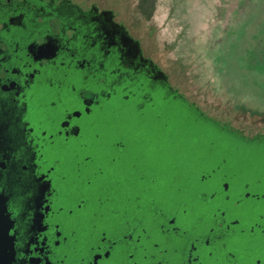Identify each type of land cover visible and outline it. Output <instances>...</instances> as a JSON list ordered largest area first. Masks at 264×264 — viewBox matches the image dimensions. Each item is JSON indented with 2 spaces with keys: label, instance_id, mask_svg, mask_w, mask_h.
<instances>
[{
  "label": "flooded vegetation",
  "instance_id": "1",
  "mask_svg": "<svg viewBox=\"0 0 264 264\" xmlns=\"http://www.w3.org/2000/svg\"><path fill=\"white\" fill-rule=\"evenodd\" d=\"M166 81L112 7L0 0V193L13 220V264H264V134L230 132L204 151L186 131L176 141L196 139L200 162L170 181L146 155L118 166L120 152L116 183L102 184L98 201L93 184L106 169L69 185L59 174L88 146L94 115L108 112L103 100L125 84L165 97ZM128 91L127 104L111 110L148 109ZM136 117L139 125L152 119ZM216 159L222 163L202 169ZM83 161L79 179L96 157Z\"/></svg>",
  "mask_w": 264,
  "mask_h": 264
},
{
  "label": "rangeland",
  "instance_id": "2",
  "mask_svg": "<svg viewBox=\"0 0 264 264\" xmlns=\"http://www.w3.org/2000/svg\"><path fill=\"white\" fill-rule=\"evenodd\" d=\"M88 1L115 9L117 19L125 23L145 54L167 75L171 93L233 132L248 137L264 134V0ZM125 85V91L120 92L118 87L119 94L103 100L108 112L94 115V125L86 131L88 146L79 157L70 156L67 165L59 169V174L67 175L68 185L93 180L99 168L106 169L109 176L93 184L92 199L96 201L103 197L102 184L116 183L117 164L132 168L138 153L146 155L150 159L147 163L169 181L174 173L194 172L200 162L196 139L186 145L184 141L177 143L182 135L153 133L150 126L142 128V122L137 123V114L126 115L127 109L121 113L111 110L127 104L122 95H128V90L135 95L131 101L134 104L145 95L153 99L150 87L144 85L146 89L139 91L136 86ZM126 142L125 150L120 143ZM120 152L125 157L115 165L112 159ZM86 156L96 157V161L79 179L78 164H83ZM221 163L216 159L202 169L210 171ZM76 203L67 202L65 207L74 208Z\"/></svg>",
  "mask_w": 264,
  "mask_h": 264
},
{
  "label": "trees",
  "instance_id": "3",
  "mask_svg": "<svg viewBox=\"0 0 264 264\" xmlns=\"http://www.w3.org/2000/svg\"><path fill=\"white\" fill-rule=\"evenodd\" d=\"M142 87L143 86L140 87L141 89L139 91L142 90ZM152 94L153 99H151V101L149 96L141 97L142 100L148 102V109H140L137 115L140 117L148 116L152 118L150 121L142 123V126H150L151 132L153 133L158 134L163 132L175 136L177 133L179 135L188 131L191 135L201 139V148L206 151L207 149L210 150L220 147L218 143L220 141H225V139H229L227 134L233 132L226 125H220V127L211 125L209 121L204 119L205 115L198 113L193 106L185 104L186 101L183 98L173 93H169L165 97L158 96L153 92ZM158 97H160L159 99H161V102L158 101ZM128 112L129 115L135 116L130 110L126 112V115ZM117 113H121V111ZM175 125H181L184 126V128L177 129L178 127H175ZM234 147L235 145L232 146V148Z\"/></svg>",
  "mask_w": 264,
  "mask_h": 264
},
{
  "label": "water",
  "instance_id": "4",
  "mask_svg": "<svg viewBox=\"0 0 264 264\" xmlns=\"http://www.w3.org/2000/svg\"><path fill=\"white\" fill-rule=\"evenodd\" d=\"M12 225L7 199L0 193V264H13L14 261V236L10 233Z\"/></svg>",
  "mask_w": 264,
  "mask_h": 264
}]
</instances>
